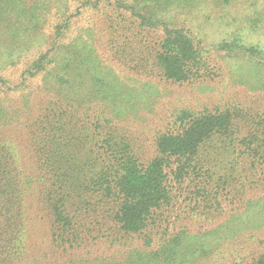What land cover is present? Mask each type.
<instances>
[{"label":"trees","instance_id":"trees-1","mask_svg":"<svg viewBox=\"0 0 264 264\" xmlns=\"http://www.w3.org/2000/svg\"><path fill=\"white\" fill-rule=\"evenodd\" d=\"M202 1L176 0V18ZM99 5L100 0H0V264L20 261L27 254L26 244L43 237L64 250H76L84 243L118 239L119 233L149 244L151 235L162 231L167 236L160 244L147 252L133 249L136 257L118 264H198L226 242L258 250L247 264H264V237L254 241L255 234H264V210L244 218L248 210L235 212L215 232L200 236L168 232L170 223L190 217L195 209L214 215L224 196L235 190L234 182L242 195L264 188V112L240 124L228 111H183L177 128L158 134L152 156L142 160L136 143L115 124L149 109L155 81L119 76L105 65L89 28L70 34L72 19ZM69 9L73 12L67 15ZM130 14L139 27L162 33L153 60L162 78L180 85L189 82L198 71V52L188 34L181 27L156 25ZM52 15L61 21L47 28ZM52 30L50 48L41 51L31 71H22L14 81L7 79L4 74L18 66L7 57L38 47L42 34ZM77 44L90 103L73 104L63 91V98H58L43 89L51 76L58 89L69 85L53 70L59 50ZM112 53L118 56V49L113 47ZM263 76L262 65L245 64L237 69L236 83L262 89ZM36 78L41 81L34 88L38 99L25 103L22 97L32 96L29 82ZM92 100L106 110L100 124ZM211 233L210 243L184 246L185 241H200Z\"/></svg>","mask_w":264,"mask_h":264},{"label":"rangeland","instance_id":"rangeland-1","mask_svg":"<svg viewBox=\"0 0 264 264\" xmlns=\"http://www.w3.org/2000/svg\"><path fill=\"white\" fill-rule=\"evenodd\" d=\"M175 1L117 0L118 7H123V10H120L116 8L113 0H100L97 8L90 6L81 16L71 21L73 28L70 34H77L79 27L89 28L93 33L92 38L100 60L118 71L119 76L155 81L157 89L154 99L147 105L149 109L138 111L134 119L128 122L118 121L115 124L136 143L144 161L148 160L145 157L153 154L154 138L158 134L176 129L177 118L183 111H228L240 124L264 112V88L252 90L248 83L243 86L236 83L239 67L250 63L264 67V0H203L194 10L180 14L177 18L173 7ZM60 5L62 6L61 3ZM131 11L147 22L156 25L160 22L169 23L174 28L181 27L188 34L198 52V71L189 82L180 85L162 78L153 60L163 35L160 31L154 32L139 27L138 19L130 16ZM72 12L73 10L69 9L67 15ZM60 21L59 15H52L46 27H54ZM116 27L117 31L114 30ZM52 36L53 30L43 33L44 39L37 44L38 47L7 57L8 62L18 64L4 74L7 79L14 81L22 71H31L32 62L41 51L50 48ZM111 41L113 46L109 44ZM113 47L118 49V56L113 55ZM59 51V61L53 71L69 80V85L58 89V84L51 76L44 80L43 89L54 93L58 98H63V91L71 96L73 104L76 101L90 103L86 93L88 79L86 74L81 73L79 65L81 47L77 44ZM80 74L83 76H79ZM71 77L72 80L68 79ZM29 84L33 94L23 96L22 100L25 103H36L39 90L34 88L41 86V81L36 78ZM89 103L86 104L90 105ZM91 104L100 124L107 116L106 110L96 100H92ZM239 186L237 182L231 184L235 190L224 196L222 207L217 209L214 215L199 214L200 209H195L196 211H192L193 215L182 217L183 220L174 221L172 218L174 225L170 223L168 232H186L200 236L209 231L215 232L235 212L248 210L242 216L244 218L264 210V188L244 191L242 195ZM204 210L207 212L211 209L205 207ZM165 236L167 234L164 231L155 236L151 235L152 242L148 244L144 238L119 233L118 239H112L114 241L101 239L84 243L76 250H64L65 247L52 244L49 239L43 237L26 244L27 254L22 258L24 260L21 259L15 264H69L72 260L87 261L91 264H118L133 260L136 257L131 254L133 249L147 252L150 246L160 244ZM254 236L258 237L254 238L256 242L262 239L264 234ZM213 239L214 233H211L201 237L200 241L188 240L183 243L187 248L197 247L203 241L210 243ZM257 251L251 246L238 247L226 242L219 246L209 259L201 260L198 264H247Z\"/></svg>","mask_w":264,"mask_h":264}]
</instances>
